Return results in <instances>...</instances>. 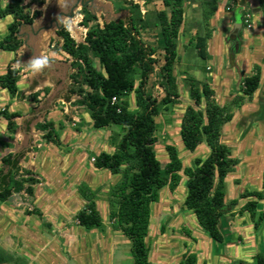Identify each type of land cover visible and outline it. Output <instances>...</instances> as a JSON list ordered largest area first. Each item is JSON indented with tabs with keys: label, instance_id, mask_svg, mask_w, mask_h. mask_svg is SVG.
I'll list each match as a JSON object with an SVG mask.
<instances>
[{
	"label": "crops",
	"instance_id": "0c3cea01",
	"mask_svg": "<svg viewBox=\"0 0 264 264\" xmlns=\"http://www.w3.org/2000/svg\"><path fill=\"white\" fill-rule=\"evenodd\" d=\"M45 2H50L55 7L50 12L43 8V4L39 6L34 4L35 7L31 12H39V17L31 25L21 24L18 27L16 38L20 46L14 53H9L4 62L0 64V76L6 72L8 67H12L17 70L19 77L16 83L17 92L14 96L0 89V169H2L4 158L17 156L19 167L17 178L25 181L29 177L32 180V182H23L24 189L20 193L10 195L6 201L7 206L4 205L5 202L0 203V250L8 252L11 260H13L11 254H16L18 257L23 256L30 263L39 258L40 264H46L47 255L56 252L57 247L52 245L49 250L50 246L46 241L48 237L41 236L42 218L48 220L52 229L55 230V223L52 219L57 220L61 214H64L75 217L74 225L63 226V236L66 238L64 244H68L67 247L70 248L71 257L76 259V264H115L116 260L121 257V254H118L119 251H116L115 243L124 244L111 241L110 233L106 235L102 232L104 234L102 235L98 232L97 234L91 232L100 231V229L85 230L89 233L86 236L82 234V227L78 225L76 216L86 208L87 202L80 198L77 191L75 193L81 199L78 201L79 206L68 205L69 201L73 204L75 202L73 198H76L71 189L73 186L69 182V178L72 177L69 172L74 170L81 173L80 181L83 180L73 184L74 187L77 188L79 184L85 183L95 194V207L101 218L102 228L120 233L112 228L109 220L107 197L110 189L121 178L108 171L95 169L85 159L86 152L92 150L94 151L92 152L93 157L103 152L112 155L115 152V145L110 142H113L112 135L107 131L106 135H98V137L94 134L95 132H92L94 129L89 111L79 115L77 110L82 105L79 102L81 97L70 92L71 78L75 71L72 67L73 59L63 52V40L57 35L59 30L66 29L77 44H83L85 38V33L82 34L84 28L81 27L83 19L79 15L73 21H67L66 17L60 16L65 7L71 4L69 0H45ZM246 4L255 16L256 26L253 25V29L243 35L241 29L234 33V16L240 14L242 23L246 6L238 5L226 14L218 9L208 21L211 37L206 42L207 59H211L213 54L224 52L229 55L228 66L220 63L216 72L213 67H206L208 79L206 81L200 82L193 78L196 82H207L214 91L217 104L222 107L235 96L242 95L240 93L241 81L252 74L255 65L261 69L259 89L250 101L246 100L239 109L235 110L232 121L222 128L220 140L229 149L231 157L237 156L234 159L238 160L234 172L224 179L225 214L219 218L217 225L222 241L217 243L210 238L199 225L193 212L184 207L187 179L181 175V182L173 192L167 188L165 189L168 193L160 192L163 197L169 196L167 203L160 209V214L165 211L167 213L165 217L167 223L164 222L160 227V229L163 228V232L159 233L154 245L146 241L150 248L149 260L153 256V261L158 264H183L188 256L195 258L194 264H258L259 258L264 260V158L261 165L258 168L255 167V161L260 159L256 149H264V18L256 0H246ZM108 5L110 10L114 11L112 3ZM101 6L102 3L98 4L99 13H101ZM4 20H6L4 23L0 20L2 29L7 28L13 18L7 16ZM229 21L232 22L233 29L226 38L224 33L227 32L229 23H231ZM185 25L184 23L180 28L178 38L182 36L183 46L195 45V38L203 35H197L196 31L186 30ZM52 51H54L53 54ZM36 58H44L49 62L48 67L39 73H34L28 67L29 62ZM187 96L188 90L183 91L182 95L179 93V105H176L179 112L176 117L178 131L175 140L180 142L181 118L185 107L192 103ZM17 104H22L21 111L14 110ZM3 110L7 116L12 114L16 116L8 120L1 114ZM84 116L86 119L82 122ZM45 122L53 125L58 135L59 146L47 143L43 139L45 132L41 129V125ZM254 122L258 124L254 125ZM240 123L245 126L241 127ZM68 127L74 132L69 131ZM204 145L202 143L193 152V157H189L185 165L182 163L183 168L188 164L193 167L195 159L204 160L209 155ZM76 153L78 155L74 157ZM3 171L7 173L8 169L4 168ZM47 173L51 176L48 177ZM105 178L113 182L105 183L103 181ZM183 178L186 181H183ZM53 179L56 182H52ZM48 180L51 182L48 183ZM228 182L234 187L231 189L229 200L226 198ZM248 185L254 186V190L245 189ZM27 187L31 188V194L26 192ZM100 189H105V195L99 196L98 190ZM244 193H260L261 198H241ZM37 201H42V206H37L35 204H39ZM233 202L235 204H232ZM250 202L256 203L252 216L249 211L240 212V209ZM50 208L55 211L51 213ZM169 211L172 214L171 219L168 217ZM14 214L24 216L26 222L17 226L15 220L12 219ZM260 215L261 218H259ZM30 216H36L37 221L31 223V220L27 219ZM105 216L106 221H104ZM175 221L178 222L173 227ZM106 222L109 224L107 225ZM49 224L46 223L44 226L48 227ZM169 234L171 237L180 235L179 240L181 241H166ZM17 239L20 246L18 249L17 246L13 249L15 247L13 241ZM151 253L152 256H150ZM127 255V252L122 254L121 259L125 258V262L128 259ZM117 264L122 263L117 261Z\"/></svg>",
	"mask_w": 264,
	"mask_h": 264
},
{
	"label": "trees",
	"instance_id": "16d2710c",
	"mask_svg": "<svg viewBox=\"0 0 264 264\" xmlns=\"http://www.w3.org/2000/svg\"><path fill=\"white\" fill-rule=\"evenodd\" d=\"M185 1L161 0L164 10L157 14L163 53L159 74L164 83V96L160 101L146 94L147 82L157 64L154 57L156 51L141 41L132 21L109 22L102 27L94 24L85 34L83 44H77L66 29L57 32L63 40V52L73 59L72 67L80 80L79 83L75 81L81 90L79 94L81 96L86 93L81 100L90 113L93 128L103 130L116 126L124 131L120 142L115 145V152L112 155L103 152L94 157L93 167L121 178L110 189L107 197L109 220L112 228L130 242L133 264H153L149 260L150 248L146 242L151 205L159 202L162 189L167 188L173 192L181 182V175L187 179L184 207L193 212L210 238L220 243L222 237L217 225L219 218L225 214L224 179L234 172L238 164V160L231 157L229 149L220 140L222 128L232 121L233 114L228 112L227 107L217 104L214 91L207 82L198 83L193 78L187 79L188 96L192 103L185 107L179 136L186 151L193 153L204 143L209 155L204 160L195 159L193 167L183 168L175 146H164L168 162L163 167L155 153L158 144L155 118L162 110L170 111L179 105L178 80L175 76V66L179 59L176 41L184 24ZM258 3L264 18V0H258ZM207 6L209 9L202 13L204 34L194 40L196 54L202 60L208 57L206 42L211 37L208 21L217 11V3L213 1ZM39 15V12H28L22 0H13L5 5L0 0V20L7 16L13 18L7 26L6 37L0 43V50L14 53L20 46L16 38L18 27L21 24L31 25ZM92 21L96 22V18L86 13L81 26H88ZM244 27L242 23V29ZM89 53L97 61L99 69L94 67ZM18 79L17 70L8 67L0 76V89L14 96ZM260 79L261 69L255 65L252 74L242 79V95L231 100L232 108L239 109L246 100L252 99L260 87ZM132 93L136 104L134 110L129 108L125 99ZM113 98L116 99L115 103L111 102ZM1 114L8 120L16 116H7L5 110ZM41 129L45 132V142L60 145L50 122L43 123ZM4 168L8 169L7 173H4ZM18 174V157L4 158L0 169V203L6 202L12 193H20L24 189L23 182H32L29 177L25 181L19 180ZM76 191L87 202L86 208L76 216L78 225L87 231L100 229L102 223L95 207L94 192L85 183L79 184ZM26 192L31 194V188L27 187ZM248 197L260 199L261 194L244 193L241 196ZM255 207V202L246 203L240 212L249 211L252 216ZM162 232L163 228L160 229ZM10 261L11 257L0 250V264H8ZM194 263L195 258L188 256L183 264ZM258 264H264V260L259 258Z\"/></svg>",
	"mask_w": 264,
	"mask_h": 264
},
{
	"label": "rangeland",
	"instance_id": "374dc122",
	"mask_svg": "<svg viewBox=\"0 0 264 264\" xmlns=\"http://www.w3.org/2000/svg\"><path fill=\"white\" fill-rule=\"evenodd\" d=\"M3 5L13 1V0H1ZM108 1H110L114 7V11H111L108 5ZM143 0H105V3H102V9L101 13H104V16H100V13H97V19L96 22L92 21L88 26H81L83 27V31L82 34L84 35V33L86 34L89 27L94 25V24H98L100 27L103 26V24H106L107 22L110 21H115L117 22L118 20H122V21H126L127 23H129V21H132L135 25V28L138 32L139 38L141 39L142 42H144L146 45L152 47L156 53H155V58H156V62L157 64L154 66V73L150 76L147 85H146V94L148 96H150L151 98L160 101V99L164 96V83L162 82V79L160 77L159 74V68L161 67V65L163 64V53L161 52V47L160 45V39H159V28L157 27L158 24V19H157V14L161 11L164 10L161 0H147L146 2H142ZM216 1L217 3V10L220 9V11L222 10L224 14L229 13L232 9L236 8L238 5L244 7L246 6V10L243 12V15L248 14L250 19H249V24L252 25L251 28H247L246 25L245 27L242 29L241 28V34L243 35V33H247V31H251L253 29V25L256 26V20H255V16H253V13L251 12V10L248 9V4H246V0H243V4H241V0H186L184 3V23L185 25V29L186 30H191V31H196L197 35H203L204 34V26L202 23V13L205 10H208L209 7L207 6L208 3ZM23 5L25 7H27V11L32 13L31 11L34 9V4L35 5H41L43 4V8H45L47 11H52V9L55 7L54 5H51L50 2H45V0H42V3L40 4L41 1L38 0H22ZM257 5L258 4V0H256ZM196 5V6H195ZM256 6V5H255ZM254 6V7H255ZM257 7V6H256ZM256 14V13H255ZM226 16V15H225ZM229 20H231L230 18H228ZM6 21V20H1ZM231 22V21H229ZM233 27H232V22L229 23V27L226 30L227 32L224 33L225 37L227 38L231 33L230 31H232ZM79 31V30H78ZM81 31V30H80ZM85 31V32H84ZM7 35V28L2 29V27L0 26V43L3 42L4 38ZM242 35L240 37H242ZM264 35V33H263ZM264 38V37H263ZM79 42V40H78ZM177 44V53L179 55V59L178 62L175 66V76L178 80V92L182 95L183 91L188 90V86H187V79L188 78H195L196 80H200L201 81H206L207 79V71L205 70L206 67L210 66L213 67L214 72L217 71L218 66L220 65V63L225 64V66H228V64L230 63V59H229V55L225 54L224 52H222L221 54H213L211 59H206V60H202L200 59L197 54H196V50L194 48V45H185L183 46V38L182 36H179L178 40L176 41ZM186 44V43H185ZM233 50V49H232ZM212 51V50H211ZM52 54L54 53V51L51 52ZM9 55V52H2L0 51V64L2 62H4L5 57ZM90 58L92 59V61L94 62V67L96 69H99L97 66V61L92 57L91 53H89ZM75 74V75H74ZM75 81H80L76 75V70L74 71V73L72 74V78H71V87L72 89L70 90V92L78 95L79 97L84 96L86 93H83L80 96V92L81 90H79V85H77L75 83ZM198 82V83H200ZM79 83V82H78ZM87 91V90H86ZM184 98V97H183ZM187 98H189V96H187ZM82 99V98H81ZM126 101L128 102L129 108L131 110H134L136 107L135 104V98L133 93L130 94L128 96V98H125ZM0 102H1V97H0ZM79 102H81L82 105H80L81 107L77 110L79 112V115L81 114H86L88 112L87 107L83 104L82 100H80ZM231 102V101H230ZM230 102L226 103V105H224L225 107H227L228 112L232 113L234 116L235 113V108H232V106L230 105ZM78 104V103H77ZM19 105V106H18ZM14 110L16 111H21L22 110V104H17L14 106ZM178 108L176 106H174L170 111H164L162 110L160 112V114L155 118V122L158 125L157 128V132H156V137L158 139V144L155 147V153L156 156L158 158V160L160 161L161 165L163 166L164 161H166L165 163L168 162V158L166 155V152L164 150V146L166 144H171L173 146H175L177 148L178 151V155L179 157L182 159V163L183 165H185L186 160L190 157H193L194 153H190L188 151H186L182 145V143L180 141H176L175 140V136H177V115H178ZM84 119H86V116L83 117L82 122L84 121ZM254 125L258 124L256 122L253 123ZM252 124V125H253ZM241 127L243 124H241ZM245 126V124L243 125ZM248 126V125H247ZM94 129V128H93ZM68 130L70 131L71 129L68 127ZM74 132V130H71ZM109 131L112 135L111 143H113L114 145L118 144L120 142V139L124 133V131L120 128V127H116V126H110L108 128L103 129V130H93L92 132H95L94 134L97 136L98 135H106ZM250 135V134H249ZM248 135V137H249ZM99 137V136H98ZM180 138V137H179ZM180 140V139H179ZM204 147L208 150V148L204 145ZM80 150V149H79ZM82 150V149H81ZM209 151V150H208ZM92 151H88L86 152V156L85 159L87 161V163H90L93 165L94 161H92L91 159L94 158L92 156ZM256 152L259 154L260 159L258 161H255V167L258 168L264 158V149H256ZM96 153V152H95ZM201 154V152H198ZM196 154V153H195ZM78 155V153H76L74 155V157H76ZM202 156V155H201ZM234 158H236L237 156H233ZM58 158V157H57ZM56 161H58L56 159ZM58 164V163H57ZM185 167H192V165L188 164ZM69 174L72 176L69 178V182L71 183V186H73V188L71 187V189H73L72 191H74V193L76 192V188L74 187L73 184H77V182H82L83 180L80 181L81 178V173L79 172H75L74 170H72L71 172H69ZM47 176L50 177L51 174L47 173ZM47 179V177H46ZM109 178H105L103 181L105 183H110L113 182L112 180H108ZM55 179H53L52 182H56L54 181ZM183 181H186L185 178H183ZM48 183L49 180L47 181ZM59 182V181H58ZM107 187V186H106ZM226 191H227V195L226 198L227 200H229L230 196H231V189H234L233 184L232 183H227V187H226ZM236 188V186H235ZM245 189L248 190H254V186L252 185H248L245 187ZM105 190V189H104ZM103 189L98 190L99 196L105 195V191ZM162 194H164L165 192L168 193L167 189H162L161 190ZM104 192V194H103ZM160 194V201L157 204H153L151 207V219H150V228H149V237L147 238L146 241H149V244H153L154 241H157L158 238L157 236H159L160 233V227L163 225L164 222H166L167 217L165 212H163V214H160V209L161 207H164V204L167 203V199H169V196L165 195L163 197V195ZM76 198L74 199V203L72 204V202L69 201L68 205L70 206H76L78 207V201H81V199L77 196V194L75 193ZM161 195H162V199H161ZM76 199V200H75ZM72 200V199H71ZM39 204L35 203L37 206L42 204V201H37ZM5 206H7L6 202L4 203ZM163 205V206H162ZM42 206V205H41ZM81 208V207H80ZM176 208V207H175ZM51 211V213H53L55 211V209L50 208L49 209ZM176 211V209H175ZM169 215V219H171L172 214L170 213V211L168 212ZM165 214V215H164ZM52 217V215H51ZM15 218V219H14ZM12 219L15 220L14 222H16L17 226L18 224L22 223L24 224V219L25 217L20 215V214H14L12 216ZM28 220H31L32 222H36L37 221V217L36 216H30L29 218H27ZM52 219V218H51ZM106 216L104 217V221H106ZM53 222L55 223V230L52 229V225L49 224L48 220L43 219L42 218V228H41V236H47V244L49 247V250L51 249L52 245H55L57 247V251L53 252L50 255H47L46 257V264H76V259L72 258L70 251V248L67 247V245L64 244V240L66 238H64V225L69 226V225H74L75 222V217L72 216H67L64 214H61V217L57 220L52 219ZM178 222V221H177ZM177 222H173L174 225L173 227H175L177 225ZM46 223L49 224L48 227H45L44 225H46ZM105 223V222H104ZM167 223V222H166ZM165 223V225H166ZM106 224L108 225L109 222H106ZM103 227V224H102ZM100 228V231L98 230H94L91 231L93 232V234H97L104 232V234L109 235V233L111 234V241H119V243H123L124 245L121 244H117V242L115 243L116 247V251L118 252V254L121 256L119 259L116 260L115 264H117V261H119V263H124V264H133V260L132 257L130 255V243L128 242L127 238H125L122 234L114 232L112 230H108V229H103ZM112 229V228H110ZM174 229V228H173ZM108 231V232H107ZM81 232L83 235L86 236V234H88L89 232H86L85 229L81 228ZM95 232V233H94ZM92 234V233H91ZM102 234V235H104ZM92 236V235H91ZM180 235H174V236H168V239H166V241H181L179 240ZM44 240V239H43ZM66 241V240H65ZM14 242V248L17 249L20 246V243L17 239V241H13ZM152 242V243H151ZM154 245V244H153ZM128 253V259L125 262V258H122V254L123 253ZM4 255L8 256V252H4ZM13 257V260H11L10 263L8 264H40V262L38 261L39 258L34 259L33 263H30L28 261H26V258H24L23 256H16V254H11ZM152 256V253L151 255ZM152 259H150L151 262L158 264L156 261L154 262L153 260V256L151 257ZM42 259V257H41ZM43 260V259H42ZM161 263V262H160Z\"/></svg>",
	"mask_w": 264,
	"mask_h": 264
},
{
	"label": "flooded vegetation",
	"instance_id": "af4514ba",
	"mask_svg": "<svg viewBox=\"0 0 264 264\" xmlns=\"http://www.w3.org/2000/svg\"><path fill=\"white\" fill-rule=\"evenodd\" d=\"M70 1L71 4L67 5L63 12L60 13V16L66 17L67 21H73L75 17H78L79 15L82 16V19H84L86 13L97 19V13L99 12L98 4L103 2L105 3V0H69V2ZM108 3L111 2L108 1ZM100 16L103 17L104 13H100Z\"/></svg>",
	"mask_w": 264,
	"mask_h": 264
},
{
	"label": "clouds",
	"instance_id": "9594fccd",
	"mask_svg": "<svg viewBox=\"0 0 264 264\" xmlns=\"http://www.w3.org/2000/svg\"><path fill=\"white\" fill-rule=\"evenodd\" d=\"M48 63L47 59L36 58L29 62L28 67L31 68L34 73H39L48 67Z\"/></svg>",
	"mask_w": 264,
	"mask_h": 264
},
{
	"label": "water",
	"instance_id": "95a60500",
	"mask_svg": "<svg viewBox=\"0 0 264 264\" xmlns=\"http://www.w3.org/2000/svg\"><path fill=\"white\" fill-rule=\"evenodd\" d=\"M71 19V18H69ZM234 19H235V25H234V33H236L237 31H239L241 28H242V23L240 22V14H236L234 16ZM109 23V22H107ZM62 29V28H60Z\"/></svg>",
	"mask_w": 264,
	"mask_h": 264
},
{
	"label": "built area",
	"instance_id": "2783aa9c",
	"mask_svg": "<svg viewBox=\"0 0 264 264\" xmlns=\"http://www.w3.org/2000/svg\"><path fill=\"white\" fill-rule=\"evenodd\" d=\"M249 19H250V17H249L248 14H246V15L243 16V22H242V23H243L244 25H246L247 28H251V27H252V25L249 24ZM111 102H112V103H115V102H116V99L113 98ZM92 161H94V159H92Z\"/></svg>",
	"mask_w": 264,
	"mask_h": 264
}]
</instances>
